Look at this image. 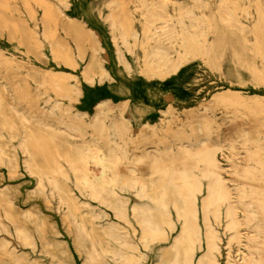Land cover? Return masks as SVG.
<instances>
[{
	"label": "rangeland",
	"instance_id": "rangeland-1",
	"mask_svg": "<svg viewBox=\"0 0 264 264\" xmlns=\"http://www.w3.org/2000/svg\"><path fill=\"white\" fill-rule=\"evenodd\" d=\"M118 1L74 0V10L60 0H0V264H181L172 243L184 199L172 166L132 162L146 149L176 151L178 140L193 148L188 167L201 183L194 264L205 252L207 225L218 236V264H240L241 251L254 264L264 248V110L256 121L248 106L264 102V0ZM89 29L92 38L84 40ZM155 45L161 55H152ZM171 77L185 96L149 126L137 119L135 128L125 116L136 117L131 102L127 108L119 99L141 94L146 80ZM106 90L118 103H108L99 118L83 116L80 110L92 113ZM209 142L241 201L237 234L228 229L224 204L218 216L213 204L202 208L205 151L197 150ZM117 201L128 222L112 210ZM134 204L158 234H143Z\"/></svg>",
	"mask_w": 264,
	"mask_h": 264
},
{
	"label": "bare ground",
	"instance_id": "bare-ground-1",
	"mask_svg": "<svg viewBox=\"0 0 264 264\" xmlns=\"http://www.w3.org/2000/svg\"><path fill=\"white\" fill-rule=\"evenodd\" d=\"M36 1V0H35ZM38 1V0H37ZM61 4H62V8L65 9H76V5L74 4V0L73 2H71L70 0H60ZM120 1V0H119ZM118 1V2H119ZM122 1V0H121ZM235 1V0H234ZM6 1H4L5 4ZM40 2V1H39ZM57 2V1H56ZM145 2V1H144ZM207 2V1H205ZM227 2V0H226ZM8 3V2H7ZM123 3V1L121 2V4ZM141 3V2H139ZM143 3V2H142ZM220 3V2H219ZM146 4V3H144ZM143 4V6H144ZM221 4V3H220ZM228 4H229V0H228ZM236 4V3H235ZM222 5V4H221ZM2 6V3H1ZM8 6V4H7ZM121 6V5H120ZM119 6V7H120ZM141 6V7H143ZM177 6V5H176ZM226 6V5H225ZM234 6V4H233ZM128 7V6H126ZM256 7V6H255ZM260 7V6H258ZM4 8V7H3ZM129 8V7H128ZM152 8V7H151ZM203 8V7H202ZM74 9V10H75ZM137 9V8H136ZM147 9V8H146ZM163 9V7H162ZM165 9V7H164ZM206 9V7H205ZM225 9V8H224ZM6 11V10H5ZM66 11V10H65ZM148 11V10H147ZM217 11V10H216ZM134 12V11H133ZM185 12V11H184ZM190 12V11H189ZM262 11H260L261 13ZM124 13V12H123ZM154 15V12H152ZM47 14V13H46ZM158 14V13H157ZM156 14V15H157ZM161 14V13H160ZM183 14V13H182ZM194 14V13H193ZM256 14V13H255ZM152 15V16H153ZM155 15V16H156ZM257 15V14H256ZM64 17H66V19H75V20H80V19H85V16H82V18H77V17H71L68 14H66L64 12ZM140 16V15H139ZM160 16V15H158ZM195 16V15H194ZM224 18H226V15H223ZM235 16V15H234ZM262 16V15H259ZM259 16H257V18H259ZM193 17V16H192ZM264 17V16H263ZM48 18V17H47ZM50 18V17H49ZM158 18V17H157ZM160 18V17H159ZM164 18V17H163ZM166 18V16H165ZM238 18V17H237ZM145 19V18H144ZM168 19V18H166ZM193 19V18H192ZM202 19V18H201ZM260 19V18H259ZM264 19V18H263ZM261 19L263 22L264 20ZM102 20V19H101ZM136 20V19H135ZM160 20V19H159ZM157 20V21H159ZM165 20V19H164ZM181 20V19H180ZM196 20V19H195ZM223 20V19H222ZM258 20V19H257ZM260 20V21H261ZM166 21V20H165ZM57 22V21H56ZM151 22V21H150ZM167 22V21H166ZM133 23V22H132ZM256 23V22H255ZM254 23V24H255ZM264 24V23H263ZM149 25V24H148ZM162 25V24H161ZM259 24H257L258 26ZM243 26V25H242ZM160 27V26H159ZM254 27V26H253ZM56 28V27H55ZM162 28V27H161ZM208 28V27H207ZM4 30V29H3ZM261 30V29H259ZM6 31V30H5ZM49 31V29H48ZM90 32H87L86 35L84 36L85 39L84 40H90L92 38V33L93 30L89 29ZM55 32V31H54ZM154 32V31H153ZM152 33V32H150ZM165 33V32H164ZM163 34V33H162ZM168 34V33H167ZM51 35V34H50ZM258 35V34H257ZM155 36V35H154ZM262 36V35H261ZM20 37V36H19ZM81 37V36H80ZM264 35L261 37L263 38ZM158 38V37H157ZM81 40V39H80ZM83 40V41H84ZM145 40V38H144ZM263 40V39H262ZM80 41V42H83ZM261 41V40H260ZM87 42V41H86ZM140 42V41H139ZM72 43V42H71ZM100 43V42H99ZM101 46V45H100ZM122 46V45H121ZM142 46V45H141ZM147 47V46H146ZM51 48L53 49V46H51ZM76 48V47H75ZM129 48V47H128ZM68 50V49H67ZM163 48L160 47L159 45H155L152 49V55H161ZM69 52V51H68ZM164 52V51H163ZM166 52V51H165ZM60 54V53H59ZM77 55V54H76ZM143 56V55H142ZM104 58V57H103ZM95 60V59H94ZM96 62V61H95ZM176 64L177 62L173 63L172 67L173 69H171L170 71H174L176 69ZM123 66V65H122ZM171 68V67H170ZM83 69V67H82ZM169 69V68H168ZM103 75L107 80H114V77L111 75L110 71L108 69H104L103 70ZM94 79V78H93ZM54 81V80H53ZM49 84H51L49 82ZM90 86H92V81L89 82ZM51 86V85H50ZM4 88V87H3ZM77 91L81 92V88L78 87ZM235 92V91H234ZM43 96V95H42ZM30 97V96H29ZM226 97L228 96H223L220 97L221 101H225ZM234 97H237L236 95H234ZM65 98V97H64ZM37 99V98H36ZM111 100L105 101H98L94 108H93V112L91 113L88 110H80L81 114L83 116H92L93 118H99L101 111L103 109V107H105L108 103H110ZM129 103V101H126V105ZM212 103V102H211ZM216 103V102H215ZM26 104V103H25ZM217 104V103H216ZM88 105V104H87ZM226 105V104H225ZM224 105V106H225ZM223 106V105H222ZM223 106V108H224ZM71 107V106H70ZM170 107V106H169ZM168 107V108H169ZM209 107V106H208ZM226 107V106H225ZM72 108V107H71ZM166 108V107H165ZM248 108L250 109L252 116L254 119H259V115L261 114V112L264 110V102H261V104L258 107H254V106H248ZM14 110V109H13ZM15 111V110H14ZM62 111V110H61ZM248 111V110H246ZM16 112V111H15ZM18 112V111H17ZM64 112V111H63ZM62 112V113H63ZM165 110L160 111V113H165ZM235 112V111H234ZM182 113V112H181ZM17 114V113H16ZM75 114V113H74ZM34 115V113L32 114ZM70 116V115H69ZM250 116V117H252ZM171 117V116H170ZM67 118V117H66ZM68 119V118H67ZM246 119V118H245ZM83 120V119H81ZM248 121V120H247ZM243 122V121H242ZM223 124V123H222ZM257 124V123H256ZM149 123H145L143 124V126H149ZM170 125V124H169ZM253 125V124H252ZM258 125V124H257ZM167 126V125H166ZM135 128H137L136 126H134ZM169 128V127H168ZM251 134V133H250ZM91 135V134H90ZM255 135V134H254ZM140 136V135H139ZM29 137V136H28ZM137 137V136H136ZM31 138V137H30ZM253 138V137H252ZM132 139V138H131ZM255 139V138H254ZM177 140V139H176ZM258 140V139H257ZM143 141V140H142ZM166 142V141H165ZM169 142V141H168ZM132 143V141H131ZM138 144V143H137ZM121 145V144H120ZM132 146V145H131ZM162 146V145H161ZM177 148L176 151H172L171 149H166L165 151H160L159 149H152V150H147L146 147L143 151V153L139 154L138 156L134 157L132 159V162H140V161H146V163L148 165H150L153 169H157L159 166L164 165V164H170L172 166V173H171V177H172V181L175 184V186L177 187V191L179 193V195L184 199L183 200V206L180 208V210L183 212L182 213V228L180 230V232L178 233V235L174 238V241L172 243V247L176 250V255L178 257V259L180 260L181 264H194V260H193V256L195 255L194 251L196 249H200L201 248V235L199 232V225H198V221H197V215H196V204H195V192H200L201 191V183L200 180L198 179L197 175L193 174L189 167H188V162L190 160V157L192 156V150L193 148L189 147V146H184L183 142H180L178 140V143L176 144ZM202 147L199 148V152L205 151L203 153V156L200 160V162L202 163V168L200 170V176L202 178L207 179V185H206V190H205V199L203 201V210L206 209V204L210 203L213 204L214 206V210L218 216L219 213V207L221 204H224L225 206V217L228 220V229L234 230L235 233H239V227L243 224L244 220L241 218L239 219V216L237 214V210H238V204H241V201H238V199H234L232 196V189L230 188V186L228 185V182H231L230 179L225 178L226 175L223 176V169L220 167L215 155H214V151H210L208 148L214 146V143L209 142V143H205L203 145H201ZM21 148V147H20ZM143 149V148H142ZM25 150V149H24ZM88 150V149H87ZM101 150V149H100ZM222 150V149H221ZM131 151V149H130ZM21 152V151H20ZM102 153V152H101ZM221 153V152H220ZM99 154V153H97ZM217 154V153H216ZM93 156V155H92ZM103 156V155H102ZM119 156V155H118ZM116 157V160H120V157ZM104 157V156H103ZM91 158V157H90ZM95 158V157H94ZM93 158V159H94ZM98 159V157H96ZM131 158V157H130ZM89 159V158H88ZM96 159V160H97ZM104 159V158H103ZM102 159V160H103ZM128 160V158H127ZM99 161V160H97ZM93 162V161H92ZM91 162V163H92ZM123 162V161H122ZM130 162V161H129ZM99 163V162H98ZM117 164V163H116ZM140 164V163H139ZM70 165V164H69ZM113 168H117L118 167L113 164ZM138 166V165H137ZM92 167V165H91ZM97 167V166H96ZM123 167V166H122ZM69 168V166H68ZM82 168V167H81ZM133 167H131L130 165L127 167V171L131 174L134 175V170L132 169ZM121 169V168H120ZM143 169V168H142ZM86 170V169H84ZM88 170V169H87ZM93 170V169H92ZM104 170V169H103ZM140 170V168H139ZM88 172V171H87ZM92 172V171H91ZM122 172V171H121ZM244 172L247 171H242V174ZM72 173V171H71ZM108 173V172H107ZM226 174V172H225ZM35 175V174H34ZM114 175V173H113ZM230 175V174H229ZM228 177V176H227ZM45 178V177H44ZM105 179V178H102ZM83 180V179H81ZM85 181H87L85 179ZM84 181V183H85ZM99 181V180H98ZM81 182V181H80ZM96 182V181H95ZM103 182V181H101ZM256 182V181H255ZM83 183V184H84ZM88 183V182H86ZM104 183V182H103ZM112 183V181H111ZM123 183V182H122ZM260 183V181H259ZM252 184V183H251ZM86 185V184H85ZM106 185V184H105ZM108 186V185H107ZM121 186V185H120ZM254 186H256L254 184ZM128 187L131 189L133 188L132 184L130 182H128ZM143 187V186H142ZM100 188V187H99ZM123 190V189H122ZM103 191V190H102ZM99 192V191H98ZM157 192V191H156ZM101 194V193H100ZM99 194V196H100ZM146 195V194H145ZM253 195V194H252ZM95 198V197H94ZM244 198V197H243ZM242 198V199H243ZM248 198V197H247ZM254 198V195L253 197ZM257 200V199H256ZM201 201V200H200ZM109 204V203H108ZM122 203L120 201H117L115 203V205L113 206L112 210L114 211L115 215L121 219L124 220L125 222H128L127 220V215L125 213V210L123 208V206L121 205ZM58 205V204H57ZM243 205V204H242ZM147 207V206H146ZM201 207V206H200ZM138 205L134 204L132 206V212L135 215V219L137 221V223L142 227L143 229V234H148L150 235L151 233H155L156 229L154 228V224L151 221L150 217L148 215L142 214V213H138ZM153 208H151L152 210ZM242 211L245 212L246 208H244V206L241 207ZM258 210V209H256ZM255 210V211H256ZM29 211V210H28ZM241 211V212H242ZM260 211V210H259ZM2 212V211H1ZM3 213V212H2ZM258 213V212H257ZM260 214V212H259ZM249 215V214H248ZM176 217V216H175ZM212 217V216H211ZM254 218V217H253ZM259 219V218H258ZM6 220V219H5ZM261 225V224H260ZM263 225V224H262ZM262 225L260 226V229H262ZM139 227V226H138ZM167 227V226H165ZM2 229V228H1ZM37 229V228H36ZM117 229V228H116ZM134 230V228H133ZM5 231V229H4ZM14 231V230H13ZM253 232V231H252ZM14 233V232H13ZM78 233V232H77ZM76 233V234H77ZM171 233V232H170ZM85 234V232H84ZM156 234H158L156 232ZM15 235V234H14ZM141 235V234H140ZM240 235V234H239ZM242 235V234H241ZM253 235V234H252ZM16 236V235H15ZM18 236V235H17ZM25 236V235H24ZM23 236V237H24ZM106 236V235H105ZM263 236V234H262ZM20 237V236H19ZM28 237V236H27ZM30 237V236H29ZM140 237V236H139ZM142 237V235H141ZM146 237V236H145ZM16 238V237H15ZM22 238V237H21ZM113 238V237H112ZM255 238V237H254ZM263 238V237H261ZM116 239V238H114ZM141 239V238H140ZM143 239V237H142ZM205 252L202 255L201 258H199L196 262V264H218L217 260H216V256L214 254V252L218 251V236L216 235V233L210 228V226L207 225L206 228V232H205ZM118 240V239H117ZM264 240V239H263ZM239 242V241H238ZM240 243V242H239ZM238 243V244H239ZM123 244L129 248H133L134 247V243L132 241H130L128 238H124L123 240ZM142 245H144L142 243ZM240 245V244H239ZM239 248V247H238ZM91 249V248H90ZM138 249V248H137ZM95 250V248H94ZM101 250V249H100ZM106 251V250H105ZM104 251V252H105ZM92 252V250L90 251ZM96 252V251H95ZM109 253V251H106L105 253ZM242 252V258H241V262L240 264H249L252 262L253 257L252 254L248 251H241ZM87 253V252H86ZM85 253V254H86ZM93 253V252H92ZM104 253V254H105ZM117 253V252H116ZM257 253L259 255V261H256L254 264H262L264 261V248H258L257 249ZM91 256V253H89ZM114 254V253H113ZM138 254V252H137ZM93 255V254H92ZM96 255V254H94ZM117 255V254H116ZM115 256V254L113 255ZM92 257V256H91ZM116 257V256H115ZM94 258V256H93ZM100 258V257H99ZM110 258V257H109ZM120 258V257H119ZM128 258V257H127ZM238 258V257H237ZM90 259V257H89ZM130 259V258H129ZM135 259V258H134ZM92 260V259H91ZM125 260V259H124ZM89 261V260H88ZM136 261V260H135ZM138 261V260H137ZM227 261H229L227 259ZM238 262V261H237ZM229 263V262H228Z\"/></svg>",
	"mask_w": 264,
	"mask_h": 264
},
{
	"label": "crops",
	"instance_id": "crops-1",
	"mask_svg": "<svg viewBox=\"0 0 264 264\" xmlns=\"http://www.w3.org/2000/svg\"><path fill=\"white\" fill-rule=\"evenodd\" d=\"M111 73V72H110ZM113 77L115 75L111 73ZM173 77L165 80H146L145 81V87L143 88L141 94L136 96L135 94H127L124 93V95L121 97L123 101H130L131 106L133 109V112L135 113L136 117L133 115H126L125 116L130 120L132 125L135 126L136 120L138 119L140 121L139 125H142L144 123H150L153 122L160 111L163 110L165 107H169L172 104L180 101L179 98L182 94L180 93V85L175 84L173 81ZM106 92H102L105 96L102 100L108 101L111 100V102L114 104V102L118 103L116 101V98L118 95L113 94L112 92H109L107 94ZM90 97L86 95L85 99L89 98L91 102L94 101L93 94H89ZM185 96V95H182ZM113 100H112V99ZM185 98V97H184ZM129 107V103L127 104V108Z\"/></svg>",
	"mask_w": 264,
	"mask_h": 264
}]
</instances>
